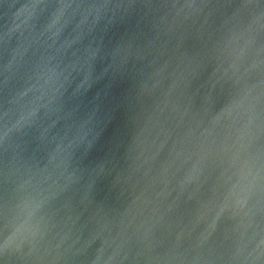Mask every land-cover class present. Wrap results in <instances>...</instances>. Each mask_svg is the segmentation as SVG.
<instances>
[{"label": "water", "instance_id": "obj_1", "mask_svg": "<svg viewBox=\"0 0 264 264\" xmlns=\"http://www.w3.org/2000/svg\"><path fill=\"white\" fill-rule=\"evenodd\" d=\"M0 264H264V0H0Z\"/></svg>", "mask_w": 264, "mask_h": 264}]
</instances>
